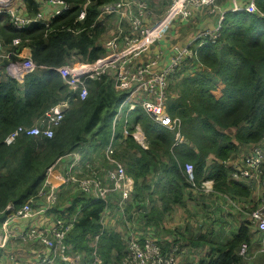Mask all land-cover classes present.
<instances>
[{
    "label": "trees",
    "instance_id": "1",
    "mask_svg": "<svg viewBox=\"0 0 264 264\" xmlns=\"http://www.w3.org/2000/svg\"><path fill=\"white\" fill-rule=\"evenodd\" d=\"M21 1L28 14L37 11L38 1ZM64 1L69 6L51 16L47 25L35 21L14 27L6 19L0 24L5 42L12 37H19L21 43L27 40L29 56L38 66L20 80L9 75L0 79V209L7 202L18 207L35 194L46 168L67 152L83 153L76 166L80 172L85 171L86 163L93 166L94 160L100 164L97 170L105 166L101 152L109 139L112 114L121 94L114 90L109 74L100 73L84 79L87 93L79 99L54 67L71 61L91 62L103 54L101 36L107 28L104 20L111 15H99V6L115 0ZM145 1L149 9V0ZM253 3L264 13V0ZM80 10L83 16L77 18ZM167 88L164 107L170 116L179 118L181 141H175L171 130L151 119L139 106L122 114L113 127V145L119 149H115L114 156L133 180L132 201L138 209H145L134 219L136 225L140 224L135 228L139 241L154 235L156 231L150 227L160 229V222L174 208L191 214L190 201L200 199L205 212L197 228L185 223L174 226L171 232L167 230L168 239L149 237L160 251L169 250L178 239L189 246H206L196 264H264V253L258 248L262 233L246 213L247 205L255 207L261 202L254 201L256 182L232 178V164L226 162L237 158L244 146L259 143L264 137V16L243 9L225 10L215 38H196L191 55L170 73ZM61 99H68V105L51 136L21 131L10 143L4 142L17 126L39 124L44 112ZM135 123L141 127L146 147L122 133L123 127L129 131ZM262 162L260 167L264 168ZM184 163L192 166L191 181L186 179ZM263 176L260 171L259 179L264 180ZM205 180L211 181L212 189L204 194L200 185ZM71 191L72 196L65 199L67 203L59 212L57 206L64 199H58ZM212 194L217 198L211 197L205 204L203 197ZM226 199L232 202L224 214L229 215V220L223 218V225L213 228L215 214L220 216L226 208L222 206ZM106 200L112 211L110 197ZM104 205L103 199L63 184L57 189L51 210L66 218L74 214L64 236L70 252L90 260L94 251L99 264H124L126 249L118 233L123 221L116 222H120V230L101 228L98 219ZM9 212L3 211L0 221ZM242 243L247 248L240 254Z\"/></svg>",
    "mask_w": 264,
    "mask_h": 264
},
{
    "label": "built area",
    "instance_id": "2",
    "mask_svg": "<svg viewBox=\"0 0 264 264\" xmlns=\"http://www.w3.org/2000/svg\"><path fill=\"white\" fill-rule=\"evenodd\" d=\"M36 1L39 5L34 14H28L22 2L14 5L13 0H0V12L6 15L7 21L14 27H22L35 21L47 25L51 16L69 6L64 0ZM146 3L145 0H115L101 4L99 15L110 14L115 18L114 29L101 44L103 54L91 62L71 61L54 67L74 96L79 99L84 98L87 93L84 79L96 77L100 73L109 74L114 90L121 94L112 114L109 139L101 152L105 166L97 170L96 167L100 164L94 160L93 166L86 163L87 168L80 172L76 166L83 153L80 150H72L55 159L54 162L62 157L66 158L61 170L54 166V162L46 168L43 181L35 194L15 208L11 202H7L3 209H0V214L5 210H11L0 221V264H19L20 260L21 264H99L100 260L94 251L90 260H84L81 254L69 251L64 236L74 214L66 218L51 210L57 200L58 187L69 184L75 190L103 199L105 205L98 219L100 226L114 228V221L108 220L109 208L106 199L115 196L116 209L122 214L132 188L131 177L126 174L122 164L114 156L112 139L115 121L128 110L139 106L155 122L171 130L175 141L182 140L178 131L179 118L167 113L164 102L168 77L185 56L191 55V43L186 42L178 48L175 47L172 55L161 64H158V53L147 61H140L138 56L141 51L158 40L160 32L173 19L188 17L192 6L204 5L213 8L215 0H168V5L161 16L152 22H148L152 17ZM241 9L257 16H264L253 0H246L242 4L232 0L231 10ZM83 13L84 11L80 10L77 18H81ZM221 18L222 12L218 15L216 27L212 31L208 29L199 31L196 38L208 37L213 40ZM21 41L19 37H12L9 40L10 49L4 55L6 59L10 54L15 55L8 68L9 76L17 80L38 67L29 56L27 40H23L24 43ZM18 46L19 48H16ZM67 105L68 99L59 100L44 112L45 117L39 124L17 126L4 137V142L10 143L21 131L26 134L40 133L46 137L51 136L53 127L59 123L62 111ZM122 133L129 134L141 147H146L147 142L138 123L133 124L129 131L123 127ZM261 162L262 149L254 146L241 157L239 163L229 162L232 164L230 176L234 179H253L256 184H263L264 180L259 179ZM96 170L102 173L98 175ZM183 170L186 179L191 181V164L184 163ZM209 181H203L201 186ZM260 201V204L251 208L247 215L262 233L259 249L264 253V198ZM57 210L62 211L63 206L58 205ZM126 236L128 241L124 264H175V252L182 251L179 244L175 243L169 250L161 252L159 246L149 237L140 242L138 237L133 235L132 228L127 230ZM92 239L93 242L97 239V233ZM24 250L28 251L21 256ZM245 251L246 244L242 243L238 253L243 254Z\"/></svg>",
    "mask_w": 264,
    "mask_h": 264
},
{
    "label": "rangeland",
    "instance_id": "3",
    "mask_svg": "<svg viewBox=\"0 0 264 264\" xmlns=\"http://www.w3.org/2000/svg\"><path fill=\"white\" fill-rule=\"evenodd\" d=\"M20 2H22L21 0H13V4L16 5V4H20ZM160 4L155 6L154 4L151 3V0H149V6H150V15L152 17V19H156L158 18V12H157V9L160 10V7H164L165 5H167V0H160ZM7 20L6 16H4L3 14L0 15V24L1 23H4L5 21L4 20ZM105 22V26L107 27L108 31L109 29H113V26H115V18L114 16H109L106 18V20H104ZM110 30V32H111ZM107 35L109 36V33L107 32ZM106 35V37H107ZM106 37L104 36H101V42H103ZM0 43H1V47H0V79L6 77L9 75V68H8V65L14 60L12 58V55L10 54L9 57L6 59L5 58V53L8 49H10V45H9V42H5L3 40V37H2V34H0ZM174 81V79L172 80ZM21 90V89H20ZM20 90H18V94H20ZM173 92H176L175 90H173ZM168 94V88L166 87V94L165 96H167ZM137 142V141H136ZM138 143V142H137ZM254 146H258V147H261L262 150H263V146H264V137L259 140V143H256V144H249L247 146H244L243 148V154H246L247 152H249L251 150V148H254ZM115 149L118 151L119 149L115 147L114 145V154H115ZM264 152V150H263ZM262 152V161L264 162V153ZM239 157L236 159L238 160ZM119 161V159H117ZM122 166H123V163L121 161H119ZM262 162V163H263ZM261 165V164H260ZM263 166L260 167L261 169V174L264 175V168H262ZM124 168V166H123ZM263 170V171H262ZM264 177V176H263ZM132 179V178H131ZM206 181V180H205ZM132 187H133V180H132ZM73 190H75L74 188H72ZM131 191H132V188H131ZM131 191H130V194H129V197L126 201L127 204H129L126 208L123 209L122 211V214H120V212L116 209V207L113 205V203H115V196H110V200L109 202L111 207H112V211L109 210L108 212V220L111 221L113 220L114 221V228L112 229H118L120 230L121 228V224L120 222L119 223H116L117 220L119 221H123L122 223V231L121 233L118 232L121 236V239L123 240V243H124V247L126 249V245H127V241L126 240V234H127V230L128 229H131L132 228V232H133V235L137 236L138 239H139V232L137 230H135L136 227L140 228V224L136 225V221H134V219H137V216L139 218V215L141 212H144L145 209L144 208H141V209H138L137 208V205L136 203H134L132 201V198H131ZM73 191L71 192H68V194H64L63 196H60V198L58 199V201L61 199L63 200L62 204L59 203V205H65L67 203V198H69V196H72V193ZM253 193H254V201H260L262 198H264V183L263 184H255L253 186ZM256 198V199H255ZM206 203H209V200L208 201H205ZM240 205V203H238ZM204 207V206H203ZM200 208L199 211L197 210L196 212L195 211H192L190 209V213L191 214H187L186 210L178 207V208H174L172 211H170L164 218H163V221L160 222V229L158 228H155L154 226H151L150 228L154 231H156V233L154 235L152 234H149V236H145V237H153V238H160V236H163V234H166L167 230H169V232H171V229H173V227H180V225L182 226V224H185V223H188L190 225H192L193 227H196L197 228V222H198V218H199V214L200 212L204 209V208ZM230 208V207H229ZM228 207H226L227 210H229ZM253 207H250L249 205H247L246 207V213ZM204 212H205V209H204ZM248 216V215H247ZM248 219H249V216H248ZM174 227V228H175ZM220 227V226H219ZM226 228V226L224 227ZM215 230V229H214ZM217 230V229H216ZM215 230V231H216ZM158 237H157V235ZM126 236V237H125ZM143 241V240H142ZM154 241V240H152ZM176 242L179 243L182 251L181 252H175L174 256H175V264H184V262H186L187 260H189L190 258H194V261H188V264H195L197 263L198 259L200 257H202L205 252H206V246L202 245V246H198V247H195L196 249L198 248V250L196 251V255L193 256V254L189 251L191 249H187L189 244H187L184 240H176ZM175 242V243H176ZM184 242V243H183ZM192 247V246H191ZM124 260V259H123ZM124 263V262H123Z\"/></svg>",
    "mask_w": 264,
    "mask_h": 264
},
{
    "label": "crops",
    "instance_id": "4",
    "mask_svg": "<svg viewBox=\"0 0 264 264\" xmlns=\"http://www.w3.org/2000/svg\"><path fill=\"white\" fill-rule=\"evenodd\" d=\"M237 4H242L244 3L246 0H234ZM151 3L154 4L155 6L159 5L161 2L160 0H151ZM168 5V0L167 3ZM165 5L163 8L160 7V10L157 9L158 12V18L161 16V14L163 13L164 9L166 8ZM231 5H232V0H215V6L213 8H211L210 6H192L190 7V14L188 17H184V18H175L173 19L170 24L163 29L158 37V40L156 42H154L152 45H150L147 49L143 50L140 52L138 59L140 61H147L149 60L153 55H155L156 53H158V64H161L162 62L166 61L174 52L175 47H180L181 45H183L186 42L189 43H193L196 40V34L204 29H208L210 31H212L217 24V18L220 12H224L225 10L231 9ZM156 19H152L151 21L148 22H152ZM115 27V26H114ZM113 27V29H114ZM111 29L106 28L105 32L102 36L106 37L107 32L109 33ZM108 37V35H107ZM106 37V38H107ZM198 40V39H197ZM201 40V39H200ZM103 42H101L102 44ZM243 148L240 149V153L237 155V158L239 157L238 160H236L237 158H233L230 159L229 162H240L241 157L243 156ZM66 162V158L62 157L60 158L58 161L54 162V166L57 169H62L64 167V164ZM200 189L202 190V192L205 194L207 192H209L212 189V183L209 181L208 183L204 184V186L200 185ZM211 197H216L217 195L212 194V196H206L203 197L202 201H208L209 199H211ZM256 199V198H255ZM219 200V198L217 199ZM227 200V199H226ZM200 199H197V201H190L191 206L189 207L192 211H199V209L201 208V206H203L202 204H199ZM210 203V202H209ZM209 203H205V204H209ZM230 202L227 200V202H223L222 206L226 207L227 205H229ZM205 208V207H204ZM204 211V209L200 212L199 214V220L204 219L202 215V212ZM227 211L226 208L222 209V212L219 215L215 214V218L212 224V227H218L219 223L220 226L223 225V218L228 219L229 220V215H224L225 212ZM213 219V218H210ZM22 221V220H21ZM208 221V219L206 220ZM112 222V221H110ZM115 226V225H114ZM163 238L168 239V235L167 234H163ZM261 246H259L258 248H260ZM247 248V246H246ZM187 249H191L189 250L193 256L196 255V251L198 250V248L196 249L195 246H188ZM28 250H24L21 254V256L23 254H25ZM27 256V254H26ZM194 261V258H190L189 260H187L186 262H184V264H188V261ZM192 261V262H193ZM19 264H21V260L19 261ZM196 264V263H195Z\"/></svg>",
    "mask_w": 264,
    "mask_h": 264
}]
</instances>
